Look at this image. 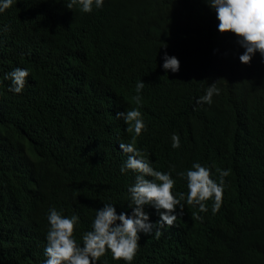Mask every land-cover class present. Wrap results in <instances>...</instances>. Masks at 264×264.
I'll return each instance as SVG.
<instances>
[{"label":"trees","instance_id":"1","mask_svg":"<svg viewBox=\"0 0 264 264\" xmlns=\"http://www.w3.org/2000/svg\"><path fill=\"white\" fill-rule=\"evenodd\" d=\"M64 2L17 0L0 13V264H43L50 207L79 215L78 242L102 203L130 211L135 173L120 172L119 141L134 142L158 170L174 168V192H187L175 173L194 161L216 179L215 169L230 170L219 211L211 200L207 212L185 204L159 236L140 234L132 264H264L259 54L240 63L243 49L217 31L205 0H104L91 13ZM165 51L179 58V72L162 69ZM17 66L29 71L20 94L3 79ZM213 81L221 94L197 105ZM134 107L146 128L133 141L116 112ZM100 261L124 264L110 252Z\"/></svg>","mask_w":264,"mask_h":264},{"label":"clouds","instance_id":"2","mask_svg":"<svg viewBox=\"0 0 264 264\" xmlns=\"http://www.w3.org/2000/svg\"><path fill=\"white\" fill-rule=\"evenodd\" d=\"M17 0H0V13H4ZM65 3V2H64ZM206 5L215 13L218 21L217 31L233 34L235 44L243 49L238 53L239 62L250 64L259 54L264 63V0H205ZM68 9L76 6L83 13L101 9L104 0H68ZM161 67L165 72L176 73L180 70V60L165 51L161 57ZM29 71L24 67H14L4 73L3 79L10 81L8 91L20 94L25 87ZM217 81V80H216ZM213 81L202 96L195 99L197 105L212 104L213 96H219L221 89ZM144 88L141 79L136 83L137 93ZM140 105V97H135ZM117 118L123 120L125 131L134 133L133 141L145 130L146 125L139 107L116 112ZM171 148L181 146L180 136L171 134ZM118 148L123 162L120 172L128 170L135 173L134 182L128 185V208L130 211H117L116 204L102 203L96 208L88 229L82 234L80 242L74 237V228L80 222L78 214L65 215L63 210L50 207L46 213L48 228L45 233L43 264H101L100 258L106 252L113 260H122L132 264L138 248L140 234L159 236L165 226H173L178 215H183L185 204L198 207L200 212H207L206 201L211 200V212L215 214L221 208L225 189V178L229 169L217 168L218 179L213 178L212 168L194 161L191 167L175 173L186 181L187 192H174V168L169 171L158 170L145 158L141 149L134 142H120ZM145 206L152 207L158 215L153 222Z\"/></svg>","mask_w":264,"mask_h":264},{"label":"bare ground","instance_id":"3","mask_svg":"<svg viewBox=\"0 0 264 264\" xmlns=\"http://www.w3.org/2000/svg\"><path fill=\"white\" fill-rule=\"evenodd\" d=\"M165 1V0H164ZM188 1V0H187ZM202 1V0H201ZM148 2V1H147ZM149 2H151V1H149ZM153 2V1H152ZM160 2V1H159ZM162 2V1H161ZM185 2H186V0H185ZM199 2V1H198ZM188 5V4H187ZM148 7V6H147ZM152 7V6H151ZM168 9V8H167ZM195 9V8H194ZM146 10V9H145ZM150 10V9H149ZM160 10V9H159ZM163 10V9H162ZM150 12H151V10H150ZM159 12V11H158ZM165 12V11H164ZM153 13V12H152ZM149 14V13H148ZM158 14V13H157ZM165 14H166V12H165ZM150 15V14H149ZM161 15V14H160ZM151 16V15H150ZM156 17V16H155ZM157 17H160V16H158L157 15ZM157 19V18H156ZM152 20V19H151ZM153 21V20H152ZM174 24V23H173ZM158 25V24H157ZM160 26V25H159ZM233 50V49H232ZM17 59V58H16ZM16 64V63H15ZM32 70V69H31ZM245 80V79H244ZM260 113V112H259ZM75 228H76V226H75ZM75 228H74V233H75ZM43 259H45V257H44V255H40Z\"/></svg>","mask_w":264,"mask_h":264}]
</instances>
